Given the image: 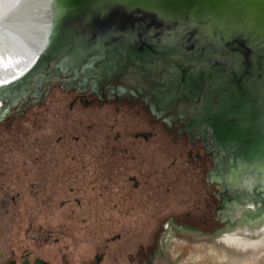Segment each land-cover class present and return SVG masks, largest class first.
Instances as JSON below:
<instances>
[{"label":"rangeland","instance_id":"374dc122","mask_svg":"<svg viewBox=\"0 0 264 264\" xmlns=\"http://www.w3.org/2000/svg\"><path fill=\"white\" fill-rule=\"evenodd\" d=\"M111 34L67 56L55 77L39 76L10 102L0 96V251L18 262L27 252L50 264H188L190 250L220 248L225 233L264 229V208L255 211L263 172L253 185L231 168L227 180L210 179L224 155L191 142L173 115L161 121L168 102L157 110L84 88L91 50Z\"/></svg>","mask_w":264,"mask_h":264},{"label":"water","instance_id":"95a60500","mask_svg":"<svg viewBox=\"0 0 264 264\" xmlns=\"http://www.w3.org/2000/svg\"><path fill=\"white\" fill-rule=\"evenodd\" d=\"M136 1L68 0L58 20L56 40L49 43L36 66L16 91L27 90L38 76L55 77L62 60L67 56L72 60L83 57L96 37L111 31L113 34L91 50L93 54L105 56V64L100 65L93 60L92 66L95 65L96 69L88 67L87 74H96V78H100L113 69L109 62L114 61L108 57L111 53L108 49L110 42L112 44L149 38L144 36L148 33L159 40L173 43L164 46L162 51L169 56L175 55L173 65L167 60L152 64L148 59L146 67H143L144 72L149 75L157 70L175 69V76L169 82L172 91L163 92L167 97L174 94L173 108L177 100L175 94H193L196 88H204L207 84L231 86L236 90L239 87L236 73H250L251 76H246L248 88L264 92V0H188L171 16L162 14L159 18L141 12L129 13L128 8ZM135 27L143 29L142 32L114 34L115 31L127 32L129 28ZM127 46H130L125 51L129 53L128 57L140 60V47L135 44ZM130 66L136 67L134 63ZM218 69L225 72V76L221 78L222 83L213 77L206 82L202 81L201 73L209 74ZM207 93L212 94V91L208 90ZM261 100L264 101V97ZM228 102L229 100L222 107L225 116L227 111L232 112ZM257 112L250 122L247 120L242 123L238 121L237 112L233 111L230 118L217 124V131L224 133L229 143L232 134L242 133L246 129L258 134L264 133V118L260 117L259 109ZM257 142L256 136L252 143ZM240 153L236 152L233 158L237 159ZM244 173L236 170L238 176L244 177ZM261 206H264V202ZM32 264L50 263L36 257Z\"/></svg>","mask_w":264,"mask_h":264},{"label":"flooded vegetation","instance_id":"af4514ba","mask_svg":"<svg viewBox=\"0 0 264 264\" xmlns=\"http://www.w3.org/2000/svg\"><path fill=\"white\" fill-rule=\"evenodd\" d=\"M127 44H135L140 47L138 50L140 60H132L128 57L129 53L125 51L129 50L130 46H127ZM170 44L173 43L159 40L156 37L142 38L134 41L129 40L119 43L112 42V44L110 42L108 49L111 53L108 57L114 61V63L109 62V65L111 64L113 69L109 70L104 77L101 76L100 78H96V75H90V77L85 79L83 86L86 89L91 88L92 93L97 94L102 99H106L109 96L117 98L127 95L128 97H135L145 106L149 105L151 108L157 110L166 108L167 102L170 104V108H173L172 103L174 94H170L167 97L163 92L172 91L169 82H171L172 78L175 76V69L167 68L166 71L157 70L150 75L146 74L143 70V67H146L148 59H150V63L152 64L167 60L169 61L168 63L173 65L174 63H172V61L175 62V55L169 56L162 52L163 47ZM148 48L151 49V52ZM104 60L105 56H100L99 53L94 59V62L96 61L98 64L104 65ZM130 61L134 63L137 68L131 67ZM115 62H117V64ZM183 65L187 64L184 63ZM92 67V70L96 69L95 65ZM137 71L139 73H137ZM224 74L225 72L221 69L212 71L209 74L201 73L203 79L201 80L206 82L209 78L213 77L216 81L222 83L221 78L225 76ZM249 75L250 73L248 72L243 74L236 73L239 83V87L236 90L231 86L218 87L213 84H207V86H203L204 88H196L193 94H178V96L175 94L177 100H175L174 110H164V117L161 121L173 115L175 120L171 119V122H175L177 125L185 124L184 126H180L179 131H186L187 135L191 138V142L200 139L204 146V152H215L214 156H218L221 153L224 155L225 160L215 162L213 168L214 172L208 174L210 179L222 181L220 176H223L224 180H227L231 176H226L223 172H228L230 168L236 176L237 164L236 159L233 157L236 152H241L237 158L243 156V149L253 144L252 141L258 135V133H254V131L250 132L249 129H246V131L242 133L232 134L229 138V143L225 134L217 131V124L223 123L230 118V114L233 113V111L237 112L238 121L242 123H245L243 121L248 120V122H250V120L254 119L255 117L253 114L258 113V109L259 113H261L260 117L264 118V101L261 100V98L264 97V92L258 89L250 90L248 88L246 76ZM208 90H210V92L212 91V94L207 93ZM235 97H237V99ZM227 100H229L228 104L231 105L232 112L227 111L225 116L222 107L227 104ZM242 116L245 117L242 118ZM207 129H209V132ZM226 158H228L229 161H227ZM216 171H218V173H216ZM239 178V180L245 182L244 177L239 176ZM222 185L223 189H225L226 185ZM232 192L236 195L234 190H232ZM33 260L34 259L30 260V256L27 252L23 254L18 262L14 252L6 254L0 251V264H29L30 261L33 263Z\"/></svg>","mask_w":264,"mask_h":264},{"label":"bare ground","instance_id":"6f19581e","mask_svg":"<svg viewBox=\"0 0 264 264\" xmlns=\"http://www.w3.org/2000/svg\"><path fill=\"white\" fill-rule=\"evenodd\" d=\"M67 1L0 0L1 100L7 99L10 102L16 93L22 92H17V87L36 66L49 43L56 40L58 20ZM186 1L188 0H137L128 8V12H141L154 18H159L162 14L171 16ZM68 63V59H64L59 66L67 69ZM242 155L236 159V169L245 172V182L253 185L258 176L264 173V137ZM263 208L261 206L255 211ZM252 211L248 208L245 214L251 216L254 214ZM216 241L220 248L206 245L198 251L190 250L184 262L198 264L208 257L215 264H264V258H258L264 252V229L225 233L216 238Z\"/></svg>","mask_w":264,"mask_h":264}]
</instances>
